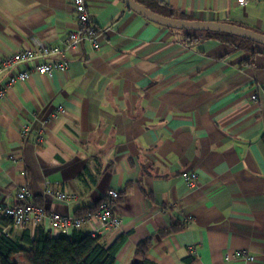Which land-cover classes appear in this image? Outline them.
<instances>
[{
  "label": "crops",
  "instance_id": "crops-1",
  "mask_svg": "<svg viewBox=\"0 0 264 264\" xmlns=\"http://www.w3.org/2000/svg\"><path fill=\"white\" fill-rule=\"evenodd\" d=\"M158 1L176 20L264 35V0ZM86 3L99 50L66 52L67 72L33 74L0 107V206L17 205L21 188L62 215L107 201L121 226L82 231H97L107 249L124 237L115 264H264V46L252 55L205 39L217 33L160 26L119 0ZM78 28L72 0H0V62L39 44L64 48ZM49 187L76 199L59 202ZM23 229L4 233L20 239ZM148 239L145 263L135 251ZM237 251L254 261L233 259ZM15 263L27 264L22 255Z\"/></svg>",
  "mask_w": 264,
  "mask_h": 264
},
{
  "label": "built area",
  "instance_id": "built-area-1",
  "mask_svg": "<svg viewBox=\"0 0 264 264\" xmlns=\"http://www.w3.org/2000/svg\"><path fill=\"white\" fill-rule=\"evenodd\" d=\"M239 7L246 6L248 0H235ZM72 9L76 15L78 30L73 31L65 40L64 48L49 47L39 44L37 49H25L17 52L9 58H5L0 62V77L8 74L6 82L0 85V107L6 100L9 91L17 84L24 83L30 79L33 74L40 76L52 77L59 72H67L69 70V61L66 52H77L85 43L90 44L94 50H99L98 43L101 32L92 25L86 0H72ZM30 65V67H26ZM25 66L24 69L15 71L17 67ZM264 92V86L262 87ZM252 99L257 100V96L253 95ZM29 129H25L24 135L27 137ZM44 141L43 134H39L38 142ZM183 178L187 181L190 188L197 185V177L189 173H184ZM51 187V186H50ZM46 190V195L54 197L55 200L68 204L74 201V196L68 195L58 188H50ZM119 196L118 192L110 191L108 197L115 199ZM18 204L15 206H0V224L4 219L11 221L16 229L30 227L32 230L39 226L48 224V230L55 235L60 231L72 232L80 231L83 226L90 222H96L105 229H117L121 226V218L115 215L111 206L107 201L102 202L95 212L81 215H62L55 212H47L44 208L35 205L32 202V194L27 188H21L17 193ZM92 238H97V231L89 232ZM233 259H241L248 263L254 261V258L246 251H237Z\"/></svg>",
  "mask_w": 264,
  "mask_h": 264
},
{
  "label": "trees",
  "instance_id": "trees-1",
  "mask_svg": "<svg viewBox=\"0 0 264 264\" xmlns=\"http://www.w3.org/2000/svg\"><path fill=\"white\" fill-rule=\"evenodd\" d=\"M145 8L155 14L166 18H175V13L170 6L158 0H135ZM200 37H188L190 43H198ZM205 39H215L233 46H237L238 50L248 52L252 55L258 54L255 49V43L226 36L220 34H206ZM36 205V204H35ZM95 208H83L80 210L79 216L95 212ZM14 229V225L8 219H4L0 224V264H16L17 255H22L27 264H115L116 253L124 241V237L120 238L109 249L101 243L100 237L92 238L82 230L74 231L71 236H60L54 238L50 233L39 226L34 230L29 228L23 229L20 239L13 238V231L9 234L4 233L5 228ZM176 231L180 230L175 226ZM160 233V235L171 234ZM26 246L27 248L23 247ZM151 246V239L141 243L136 251L137 259H143L146 263V256Z\"/></svg>",
  "mask_w": 264,
  "mask_h": 264
},
{
  "label": "water",
  "instance_id": "water-1",
  "mask_svg": "<svg viewBox=\"0 0 264 264\" xmlns=\"http://www.w3.org/2000/svg\"><path fill=\"white\" fill-rule=\"evenodd\" d=\"M119 1L122 2L127 8L133 10L135 13L142 16L143 18L169 29L186 30L199 33L224 34L248 40L255 44L264 46V35H261L249 29H245L231 24H220L214 22H189L166 18L153 13L149 9L137 3L135 0Z\"/></svg>",
  "mask_w": 264,
  "mask_h": 264
}]
</instances>
